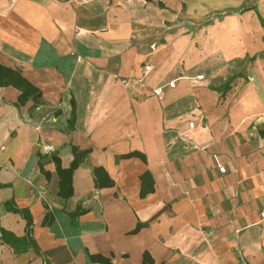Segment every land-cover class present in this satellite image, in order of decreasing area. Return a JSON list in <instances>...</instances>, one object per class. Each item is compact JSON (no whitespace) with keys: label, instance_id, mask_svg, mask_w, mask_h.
<instances>
[{"label":"crops","instance_id":"1","mask_svg":"<svg viewBox=\"0 0 264 264\" xmlns=\"http://www.w3.org/2000/svg\"><path fill=\"white\" fill-rule=\"evenodd\" d=\"M244 2L0 0V64L40 91L0 86V264H264V56L221 68L264 28Z\"/></svg>","mask_w":264,"mask_h":264},{"label":"trees","instance_id":"2","mask_svg":"<svg viewBox=\"0 0 264 264\" xmlns=\"http://www.w3.org/2000/svg\"><path fill=\"white\" fill-rule=\"evenodd\" d=\"M247 9H255V7H242L240 5L237 8H230V10H238L245 11ZM256 11V9H255ZM229 80L221 86L219 89H225L228 87ZM13 86L18 89L19 95L17 97V102L19 104H23L28 99L36 100L40 97V91L35 86H33L28 80L21 76L20 72L15 69H11L9 67L3 66L0 64V86ZM259 135L264 138V122L260 125L258 129ZM89 150H80L76 147L72 148L73 159L71 160L69 166L67 168H58V173L60 177L59 181V192L63 197H68L72 193V171L79 165L82 159L87 155ZM132 156H140L144 157L137 151H131L125 154L119 155V158H129ZM55 162L57 160L55 159ZM94 181L97 187L108 186L113 183V181L108 176L107 172L104 168L98 166L93 169ZM141 180V188L139 194L141 197L145 196L152 190L153 181L151 178V174L148 171H145L140 176ZM13 211L20 213L23 218L26 220L27 226L31 224L30 215L27 213V210L20 208H13ZM147 254H144V256ZM146 257V256H145Z\"/></svg>","mask_w":264,"mask_h":264},{"label":"rangeland","instance_id":"3","mask_svg":"<svg viewBox=\"0 0 264 264\" xmlns=\"http://www.w3.org/2000/svg\"><path fill=\"white\" fill-rule=\"evenodd\" d=\"M258 0H245L242 7H252L250 6L252 3H256ZM257 4V3H256ZM225 7L221 8L224 10ZM229 11V10H228ZM241 13V11H238ZM224 19V15L222 16H207L204 18V22H201L202 24L207 25V27L215 24V21H219ZM226 46V44H225ZM225 49V48H223ZM246 50L242 49V52L244 53ZM218 56V54H216ZM264 56V28L258 29L254 31V40H253V46L249 47L246 51V55L238 54L237 59L235 60H225L224 56L222 55V58H224L225 61H222L221 68L226 69V71H230L231 73H235L238 70V73H246V62H252L257 57Z\"/></svg>","mask_w":264,"mask_h":264},{"label":"built area","instance_id":"4","mask_svg":"<svg viewBox=\"0 0 264 264\" xmlns=\"http://www.w3.org/2000/svg\"><path fill=\"white\" fill-rule=\"evenodd\" d=\"M144 68H145V70H147V69H148V66H145ZM123 81H124V80H123ZM42 149H43V151H44L45 153H52V152L55 150V147H54V145H52V144H43V145H42ZM213 158H214V160L217 162V166H218L219 170L222 171V172H224V168L221 167V166L219 165V163H218L217 156H216V155H213Z\"/></svg>","mask_w":264,"mask_h":264}]
</instances>
